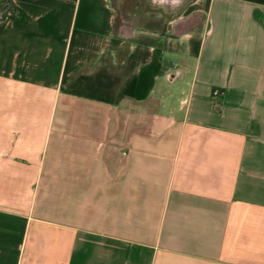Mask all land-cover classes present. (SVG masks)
<instances>
[{
	"label": "crops",
	"instance_id": "crops-1",
	"mask_svg": "<svg viewBox=\"0 0 264 264\" xmlns=\"http://www.w3.org/2000/svg\"><path fill=\"white\" fill-rule=\"evenodd\" d=\"M198 7L132 63L112 0H0V264H264V0ZM105 52L137 66L96 75L109 97L159 102L150 129L124 138L114 102L61 114Z\"/></svg>",
	"mask_w": 264,
	"mask_h": 264
},
{
	"label": "rangeland",
	"instance_id": "rangeland-1",
	"mask_svg": "<svg viewBox=\"0 0 264 264\" xmlns=\"http://www.w3.org/2000/svg\"><path fill=\"white\" fill-rule=\"evenodd\" d=\"M170 2L171 5H168L172 8H174L172 6L174 2L178 4L173 12L168 13L162 8L161 3H157L155 0H112V3L117 7L122 6L121 13H118L120 18L117 21V31L115 32L118 35L112 37L109 42L116 61L122 60L128 55L132 63L137 62L138 59L146 55V44L159 40L161 34L170 35L171 43L174 40H180L182 44H185V33L197 27L200 30L204 25V14L198 10V6L201 4L206 6L208 0H170ZM128 13L131 16H128ZM136 27L139 28L138 31H134ZM126 38L133 39V44L125 42ZM100 75L106 76V73L103 72ZM101 76L85 77L74 83L71 87V96L84 103L67 106L61 110V114L64 116H101L107 113L110 103L114 102L121 105L115 107V110L123 109L120 115L124 138L132 131L150 129L154 118L160 111L159 102L152 99L146 105H141L123 99L118 92L114 98H111L103 88ZM117 85L114 84L115 89H118ZM78 124L81 125V123Z\"/></svg>",
	"mask_w": 264,
	"mask_h": 264
},
{
	"label": "trees",
	"instance_id": "trees-1",
	"mask_svg": "<svg viewBox=\"0 0 264 264\" xmlns=\"http://www.w3.org/2000/svg\"><path fill=\"white\" fill-rule=\"evenodd\" d=\"M114 7L116 8V11L119 13V8L114 4ZM120 16L117 15L116 17V30H117V24ZM137 66H130L127 64H120L115 63L112 59V56L109 52H105L100 59L95 61H88L81 65L80 68L75 70L71 76H70V88L73 83L78 81L79 79L85 78V77H95L99 72L102 70H107L110 75L109 83H113V80L116 79L119 81L120 85L127 79L129 75H131ZM106 92L108 94H114L112 92V89L110 86H107L105 88Z\"/></svg>",
	"mask_w": 264,
	"mask_h": 264
},
{
	"label": "built area",
	"instance_id": "built-area-1",
	"mask_svg": "<svg viewBox=\"0 0 264 264\" xmlns=\"http://www.w3.org/2000/svg\"><path fill=\"white\" fill-rule=\"evenodd\" d=\"M221 94V90L219 89V88H215L214 90H213V95L214 96H218V95H220Z\"/></svg>",
	"mask_w": 264,
	"mask_h": 264
},
{
	"label": "bare ground",
	"instance_id": "bare-ground-1",
	"mask_svg": "<svg viewBox=\"0 0 264 264\" xmlns=\"http://www.w3.org/2000/svg\"><path fill=\"white\" fill-rule=\"evenodd\" d=\"M159 1V0H158Z\"/></svg>",
	"mask_w": 264,
	"mask_h": 264
}]
</instances>
